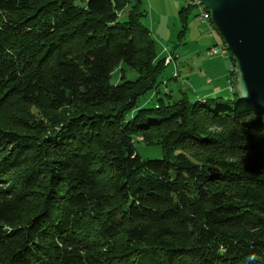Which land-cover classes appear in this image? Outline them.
<instances>
[{"label": "trees", "instance_id": "obj_1", "mask_svg": "<svg viewBox=\"0 0 264 264\" xmlns=\"http://www.w3.org/2000/svg\"><path fill=\"white\" fill-rule=\"evenodd\" d=\"M144 17L0 0V264H264V111L230 56L231 92L173 98Z\"/></svg>", "mask_w": 264, "mask_h": 264}, {"label": "water", "instance_id": "obj_2", "mask_svg": "<svg viewBox=\"0 0 264 264\" xmlns=\"http://www.w3.org/2000/svg\"><path fill=\"white\" fill-rule=\"evenodd\" d=\"M234 62L238 101L264 111V0H200ZM233 89L229 81L228 91Z\"/></svg>", "mask_w": 264, "mask_h": 264}, {"label": "rangeland", "instance_id": "obj_3", "mask_svg": "<svg viewBox=\"0 0 264 264\" xmlns=\"http://www.w3.org/2000/svg\"><path fill=\"white\" fill-rule=\"evenodd\" d=\"M179 3L180 6L177 7ZM184 6L192 9V13L188 19L186 17V21L181 16ZM141 7L145 11L142 24L150 31L157 58H163L165 65L161 80L167 84V90L171 92L173 98L177 99L180 93L184 92L189 96L190 100H196L197 97L194 90L183 87L182 79L185 78L186 67L193 68L191 66L193 60L197 59V61L201 62L204 59H208L206 52L209 48H203L205 38L198 36L197 32L189 26L193 20L198 18L199 11L193 6L186 5L182 0H141ZM207 14L209 16L208 12ZM184 22L187 23L188 32L184 40L180 41L179 36L182 37L181 31ZM209 29L210 31H215L213 26ZM218 39L220 40L219 36ZM188 40L189 42L185 43ZM195 40H198V42L196 43ZM196 45L197 47H195ZM191 51H194L193 55H190ZM167 59L169 60L167 61ZM120 69H123V73H121ZM121 75H123L125 80L130 81L137 78L135 71L130 70L126 65H120L113 71L110 80L111 84H118ZM223 94H228V92L225 91ZM137 150L142 158L153 156L154 153L152 152L153 149L151 150L143 145H137Z\"/></svg>", "mask_w": 264, "mask_h": 264}, {"label": "crops", "instance_id": "obj_4", "mask_svg": "<svg viewBox=\"0 0 264 264\" xmlns=\"http://www.w3.org/2000/svg\"><path fill=\"white\" fill-rule=\"evenodd\" d=\"M182 1L186 3L185 0ZM179 6L180 3L177 5V7ZM183 9L185 10L186 7L184 6ZM191 10L192 9L187 11V19L192 13ZM189 26L197 32L198 36L205 38L203 48L205 47L208 49L215 45L222 46V42L218 39L215 31H210L208 26L202 23L198 18L193 20ZM183 31L184 33L182 34V37L179 36L180 41L182 39L184 40L186 33L188 32L187 23ZM189 40L185 41V43H188ZM195 42L197 43L198 40H195ZM195 47H197V45ZM193 54L194 51H191L190 55ZM207 58L208 59H204L201 62L197 61V59L193 60L191 65L193 68H190L189 66L186 67L185 78L182 79L184 84L182 86L193 89L197 97L196 99H202L216 95H225L223 94L225 91L229 93L228 85L229 81L231 80L230 73L232 69V63L229 59L228 52L225 51L224 54Z\"/></svg>", "mask_w": 264, "mask_h": 264}, {"label": "built area", "instance_id": "obj_5", "mask_svg": "<svg viewBox=\"0 0 264 264\" xmlns=\"http://www.w3.org/2000/svg\"><path fill=\"white\" fill-rule=\"evenodd\" d=\"M186 5L193 6L194 8H197V10L199 11V14L197 15L198 19L202 23L206 24L208 26V28H211L212 24H208V18H206V14H204V10L202 9V4H201L200 0H187ZM225 51H227V50L223 45L222 46L215 45V46L210 47L207 50L206 56L207 57H215V56L224 54ZM168 60L169 59H167V61Z\"/></svg>", "mask_w": 264, "mask_h": 264}, {"label": "bare ground", "instance_id": "obj_6", "mask_svg": "<svg viewBox=\"0 0 264 264\" xmlns=\"http://www.w3.org/2000/svg\"><path fill=\"white\" fill-rule=\"evenodd\" d=\"M202 9L204 10V14H206V18H208V24L211 23L210 22V14L208 16L207 12L205 11V8L202 6ZM209 13V12H208Z\"/></svg>", "mask_w": 264, "mask_h": 264}]
</instances>
